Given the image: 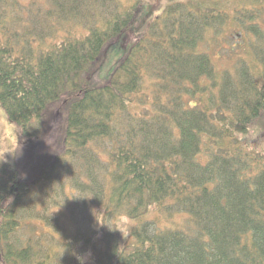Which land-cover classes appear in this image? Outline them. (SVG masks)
Masks as SVG:
<instances>
[{
	"label": "trees",
	"instance_id": "16d2710c",
	"mask_svg": "<svg viewBox=\"0 0 264 264\" xmlns=\"http://www.w3.org/2000/svg\"><path fill=\"white\" fill-rule=\"evenodd\" d=\"M39 1L0 0V105L19 133L15 163L0 161V262L264 264V156L236 135L264 113V0L170 4L103 83L91 75L142 0ZM52 17L88 31L50 30ZM236 27L256 38L255 59L219 75L199 49ZM146 82L152 109L125 115ZM74 189L72 230L52 209ZM152 208L186 214L184 226L160 228ZM114 215L134 221L129 235Z\"/></svg>",
	"mask_w": 264,
	"mask_h": 264
},
{
	"label": "rangeland",
	"instance_id": "374dc122",
	"mask_svg": "<svg viewBox=\"0 0 264 264\" xmlns=\"http://www.w3.org/2000/svg\"><path fill=\"white\" fill-rule=\"evenodd\" d=\"M23 3H28L29 0H20ZM193 0H142L141 7L137 13H135V17L132 21V24L128 28H126L125 32L121 33L116 38V43L113 44V46L116 47L115 52L111 51L110 46L104 49V53L101 56V60L98 65H96V68L99 67V70L93 71L90 80L95 83L97 81H100L99 83H103L105 79H108L114 68L116 67L117 63L119 62L120 58L126 52L129 45L132 43L134 39H136V33L144 34L148 31V24L157 17H160L164 10L169 7L170 4H176V3H190ZM200 2L201 0H196ZM227 1L226 4L222 5V7H228L227 11H231L234 8L233 5L235 2L233 0H225ZM38 2H40L38 0ZM116 7L125 9L131 6L132 0H115ZM229 4V5H227ZM53 5V2L48 0L47 9ZM41 6V3H40ZM107 7H110L109 5ZM42 8V7H41ZM45 8V9H46ZM43 9V10H45ZM249 10L252 9V6L248 8ZM49 10V9H48ZM72 12L70 9L65 10ZM257 11V10H256ZM259 11V10H258ZM67 13L66 15L70 16L71 13ZM50 13V12H49ZM66 18V17H65ZM91 19L97 20V22L102 27V24L104 20H102L98 15H93ZM64 23L57 22L54 17H52V20L50 19V30H53L54 27L60 26ZM67 30H72L74 33L72 34H80V33H86L88 30L83 25H79L75 28H73L71 25L64 24L62 25ZM239 28L236 27L234 31L228 30L229 33H220L218 34L215 32V30L210 31L207 36H205V42L199 49V52L205 51V53L209 56L210 61L213 65V68L217 73L220 75L224 71L229 70H235L236 67L241 65L242 63L249 61V64H252V60L255 58L253 57V42H256V38L251 34H246L244 38H242L237 32ZM215 32V33H214ZM71 35V34H70ZM69 35V36H70ZM242 41V47L241 49L238 45ZM124 51V52H123ZM203 53V52H202ZM263 68V65L257 62V65L253 67V71L258 74V72H261ZM260 82V80H259ZM150 83V81H149ZM151 84V83H150ZM204 86L209 85V81L206 80L203 83ZM209 87V86H208ZM138 96H143V99L139 101L138 99H135L134 105L131 103H128V112L125 115H130L132 117H136L144 114V106L152 109L150 106V103L145 101L148 100L151 96V89L150 86L147 84L144 85L143 90L140 92ZM204 95H197L195 98L185 95L183 96V99L185 103H191L192 105L197 103H201V98ZM206 99V98H205ZM140 102V103H138ZM165 103H168L169 100L165 98L163 101ZM142 103V104H141ZM144 104V106H143ZM121 114V113H119ZM264 116V113H262L261 117H259V121L252 123L253 125L250 127L249 131L247 133H241L237 132V137H246V141L242 142L244 145H246L247 149H252L254 151L260 152L262 156H264V126L262 125V117ZM264 120V119H263ZM261 123V124H260ZM258 124H260L258 126ZM251 130V132H250ZM258 133L259 135H255V138H253V135ZM241 141V139H239ZM19 144V133H18V127L11 123L4 111V109L0 105V161L7 162L9 164L15 163V152L16 147ZM203 148V153H206L210 150H208V143H205ZM79 196L77 193V190H73L69 194V199L67 202H63L62 206H56L52 209V211L61 217V223L64 226L71 227L72 230H74V223L73 218L68 212L69 206L68 203L71 202L73 196ZM95 208H100L98 205H95ZM97 212V211H96ZM95 212V213H96ZM101 214H103L101 212ZM148 219H152L153 221H156L158 226L160 228H176L180 227L182 228L184 226V221L187 217L185 214H175L168 216L164 214L163 212L154 210L152 208L150 212L146 215ZM124 217L126 218L130 224L129 226H122L120 223H118V218ZM112 221H115L117 224V228H122L124 231V234L127 236L129 235V231L131 226L133 225V220L126 216H120V215H114L112 217ZM66 224V225H65ZM50 232L49 230H47ZM39 233H42V230L38 229ZM120 232V231H119ZM51 233H56L55 236L57 238H60V236L57 232H54V230H51ZM121 233V232H120ZM122 234V233H121ZM123 235V234H122ZM48 236H41L42 239H46ZM92 255L90 252L82 254V256L79 258L80 264H92L91 262ZM0 264H3L0 262Z\"/></svg>",
	"mask_w": 264,
	"mask_h": 264
},
{
	"label": "clouds",
	"instance_id": "9594fccd",
	"mask_svg": "<svg viewBox=\"0 0 264 264\" xmlns=\"http://www.w3.org/2000/svg\"><path fill=\"white\" fill-rule=\"evenodd\" d=\"M250 132H251V130H250ZM255 135H259V134L258 133L254 134L253 138H255ZM238 138L241 139L242 142L246 141V137L238 136ZM118 223H120L122 226H129V224H130V222L124 217L118 218ZM117 230L120 231L125 237V234H124V231L122 230V228H118Z\"/></svg>",
	"mask_w": 264,
	"mask_h": 264
}]
</instances>
